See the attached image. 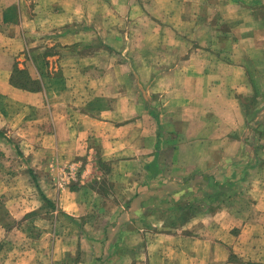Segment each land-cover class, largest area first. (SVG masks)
I'll use <instances>...</instances> for the list:
<instances>
[{"label": "crops", "instance_id": "crops-1", "mask_svg": "<svg viewBox=\"0 0 264 264\" xmlns=\"http://www.w3.org/2000/svg\"><path fill=\"white\" fill-rule=\"evenodd\" d=\"M204 1L0 0V264H264V0Z\"/></svg>", "mask_w": 264, "mask_h": 264}, {"label": "rangeland", "instance_id": "rangeland-1", "mask_svg": "<svg viewBox=\"0 0 264 264\" xmlns=\"http://www.w3.org/2000/svg\"><path fill=\"white\" fill-rule=\"evenodd\" d=\"M130 1H133V0H130ZM139 2L138 3H134V4H128V10H133V9H136V12H147V10H152L154 7H161L162 11H166L167 10V6L164 4V1L165 0H138ZM151 1V2H149ZM120 2V1H118ZM221 2V0H220ZM219 0H214L213 2V6H214V10L212 12V16L213 17H216V18H219L221 13H222V9H221V4ZM121 3V2H120ZM206 0L204 2H201L198 6L194 7V11H198L199 13H202L205 11V8L204 6H206ZM209 6H211V4H209ZM120 10L119 11H122V10H126V8L124 7V4L121 3L120 5ZM184 9V10H187L188 7H186L185 5H182V4H178L176 9L180 10V9ZM192 10V9H191ZM217 23L218 22V19L216 20ZM222 25V23H220ZM171 27L170 25H168V28ZM169 31V29H167ZM151 37H154V33ZM258 76L260 77V81L262 82V84L264 85V69L263 68H260V70H258ZM7 135L11 136L12 137V134L10 133H7ZM10 154V152H8V155ZM12 154V153H11ZM10 154V156H11ZM15 156V155H14ZM26 167H29L28 164L26 163H23L22 165L20 164V162L17 160V162H11L7 165V168L9 170H12V171H22V174L19 176V181L16 179V181L14 180H11L10 181V184L11 186H15V183L19 184L20 186H25V187H30L31 185L28 183L29 181V178H27L28 176L26 175V172L28 168ZM23 174H25V177L27 179L24 180L25 178L22 179V176ZM18 185V186H19ZM17 186V185H16ZM28 198V201L31 200L30 197H27ZM28 205H30L29 207L25 208L24 210H29L32 208V205L31 203H29ZM41 209V208H40ZM39 209V210H40ZM40 214H44V215H47L46 214V210L42 209L41 210V213ZM40 216V215H39ZM44 218H48V217H44ZM50 218V217H49ZM38 219V218H37ZM36 220V219H35ZM28 223H33L31 221H27V222H24V226L28 225ZM30 226V225H29ZM57 230H59V228H57ZM31 231V228H28V232ZM33 231V230H32ZM30 232V233H33V232Z\"/></svg>", "mask_w": 264, "mask_h": 264}]
</instances>
